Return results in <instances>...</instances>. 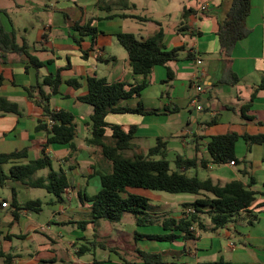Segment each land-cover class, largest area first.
Listing matches in <instances>:
<instances>
[{
	"label": "crops",
	"instance_id": "1",
	"mask_svg": "<svg viewBox=\"0 0 264 264\" xmlns=\"http://www.w3.org/2000/svg\"><path fill=\"white\" fill-rule=\"evenodd\" d=\"M126 1L134 6L122 8L117 0H0V9L5 11L0 14L4 28L13 29L18 43L25 39L30 54L42 62L35 67L23 54L7 52L2 56L0 53V96L17 103L19 108V114L0 111V153L24 149L25 155L13 163H25L42 155L46 133L35 130V125L38 119L44 118L43 111L34 101L36 92L33 99L28 98L24 88L36 85L45 76L57 74L61 82L57 92L49 94L48 106L73 115L75 149L68 144H56L54 149L52 144L44 152L52 162L56 160L64 165L60 167L71 178L66 197L72 202L76 194L78 202L73 206H59L53 212L56 215L40 228L28 215L29 210L18 211L17 218L13 219L14 207L5 206L9 208L7 213L0 209V250L7 254L6 259L0 257V264L56 262L58 250L74 260L70 264H264V142L248 144L243 138L245 134H264V88H258L264 72V0H248L244 18L247 34L234 42L229 55L220 52L217 30L232 0ZM202 4L206 5L205 10L200 9ZM86 25L96 28L94 35L75 30L76 26ZM157 31H161V44L166 49L182 48L177 60L153 66L146 76L133 73L127 52L116 34L129 32L138 39H146ZM197 59L201 62L197 63ZM93 75L109 82L147 81L139 97L121 100L119 105L133 107L140 99L145 108L155 109V113L109 112L105 116L107 123L119 124L123 129L135 125L131 145L123 150L126 156L146 153L160 138L166 142L171 167L176 155H196L206 164L188 169V175L200 174L199 178L210 177L220 183L240 180L253 190L254 201L215 229L208 208H203L198 213L201 227L191 226L193 238L180 236L173 241H159L135 236V231L165 233L161 218L177 217L191 209L183 204L193 202L200 195L182 196L179 200L164 194L155 199L148 197L150 212L157 221L137 226L132 216V223L127 220L123 224L125 230L110 235L108 243L100 240L103 247L91 249L100 254L98 258L93 254L91 260L84 261L85 253L77 256V247L90 242L94 235L90 222L84 228L78 224L90 220L89 203L79 198L78 191L87 193L89 188L92 193L87 194L96 192L100 174L111 167L100 148L85 141L90 135L92 107L77 97L86 93V77ZM192 77L203 88L196 95L200 109L191 103V97L195 96ZM71 79L79 85L66 83ZM43 90L48 93L49 86H43ZM110 132L106 128V143H112ZM227 132L239 135L234 148L236 162L213 164L206 150L209 136ZM4 165L8 169L10 163ZM47 171L40 169L34 177ZM10 181L15 183L11 193L14 189L19 201L28 200L20 197L19 187L23 189L26 184L6 180ZM129 190L141 194L138 188ZM5 200L9 203L10 198ZM81 214L89 217L80 219ZM52 222L73 224L78 230L65 236L51 230ZM89 229L90 236L86 233ZM37 233L45 236L38 238ZM26 239L31 243L26 244ZM81 239L85 241L80 243ZM138 250L159 253L161 262H145Z\"/></svg>",
	"mask_w": 264,
	"mask_h": 264
},
{
	"label": "trees",
	"instance_id": "2",
	"mask_svg": "<svg viewBox=\"0 0 264 264\" xmlns=\"http://www.w3.org/2000/svg\"><path fill=\"white\" fill-rule=\"evenodd\" d=\"M117 2L122 8L134 6L126 0H117ZM247 10L248 0H232L224 19L219 22L217 37L220 52L223 55H229L234 42L247 34L244 26ZM1 13L5 14V11L0 9ZM119 15L136 17L128 14ZM185 17L186 12L183 13V18ZM75 30L94 35L96 28L86 25L76 26ZM161 37V31H157L146 39H138L129 32L116 34L117 41L127 52L129 66L133 73L146 76L153 66L177 60L178 52L182 48L166 49L161 44ZM75 42L78 43V39L75 38ZM7 52L25 55L35 67L42 65L41 61L30 54L29 45L25 39L18 43L13 29L6 30L0 21V53L3 56ZM189 55L192 56L191 53ZM60 82L61 79L57 74L49 75L36 85L24 88L28 98L33 99L34 92H36L37 98L34 101L42 108L44 118L37 120L35 130L45 131L46 140L42 145V155L25 163H13L14 159L25 155L24 149L0 153V185H3L7 179H11L32 187L44 188L48 193L61 197L71 184V178L66 170L62 167L53 168L51 157L44 152V148L52 144H68L72 150L75 149L72 142L75 135L73 115L64 110H52L48 106L49 94L57 92ZM66 83L74 87L79 85L74 79L67 80ZM45 85L49 86L48 93L43 90ZM86 85V93L77 97L78 100L92 107L89 116L90 135L85 141L89 145L98 146L102 156L110 162L111 167L109 171L100 174V186L96 192L89 195L78 191L79 198L89 203L90 220L79 221L78 224L82 228L99 218L119 221L126 212L134 217L137 226L149 225L157 221L150 212L149 198L129 190L133 188L200 195L193 202L183 204L185 207H191L190 210L183 211L177 217L163 216L161 218L160 223L165 233L143 234L135 231V236L159 241H173L180 236L183 239L193 238L194 233L191 226L197 224L201 227L198 213L202 212L203 208H208L210 222L212 228L215 229L226 224L234 214L247 209L254 201L253 190L240 180L220 183L214 182L210 177L199 178L195 174L188 175L186 173L188 169L197 166L204 167L206 164L205 160L197 158L196 155L192 157L176 155L172 161L173 167H171V162L167 159L166 142L160 138H157L156 144L146 153H137L132 156L122 155L121 151L130 147L136 127L130 125L127 129H123L119 124L107 123L105 116L109 112L155 113V109L145 108L140 99L133 107L119 105L121 100L134 96L139 97L141 90L147 85L146 80L140 83L109 82L104 77L93 75L86 77ZM258 88H264V72ZM0 111L19 114L18 104L0 96ZM47 119L53 121L51 125L48 124ZM106 128L111 131L112 143L105 141ZM238 138L239 135L235 132L209 136L206 150L210 156V162L213 164L230 160L236 162L234 148ZM243 138L248 144L264 142V134H245ZM6 163H10L7 170L3 167ZM43 168H47V173L34 177L35 172ZM250 181L252 183V180ZM1 200L7 202L5 198ZM8 205L14 207L12 216L16 219L18 211L24 209L39 211L41 200L35 198L19 201L13 189ZM98 246L103 247L101 241L85 242L77 247L75 254L81 256ZM138 255L148 263L161 262L159 253L138 250ZM0 257L6 259L7 254L0 250Z\"/></svg>",
	"mask_w": 264,
	"mask_h": 264
},
{
	"label": "rangeland",
	"instance_id": "3",
	"mask_svg": "<svg viewBox=\"0 0 264 264\" xmlns=\"http://www.w3.org/2000/svg\"><path fill=\"white\" fill-rule=\"evenodd\" d=\"M53 148H57V145L54 144ZM122 155L126 156L125 152L122 150L121 151ZM54 160V159H53ZM95 163H98V165L102 166L99 163L98 159H95ZM52 166L53 168H58L60 166H64L62 164H59L56 160H54L52 162ZM104 166V165H103ZM5 170H7V167L4 165L3 166ZM66 167V165H65ZM42 171H47V168H43ZM70 176V175H69ZM197 176H201L200 174H197ZM15 183L12 181H10L9 183H7L6 181L4 182L3 185H0V200L7 197L10 198L11 196V186L14 185ZM20 197H23L24 199H35L38 198L41 200V208L39 211H34V210H29L28 211V215L30 216V218L36 222L38 224V228L44 226L54 215L53 214L54 211L58 210V207H68L69 205L73 206L75 204H78L77 202V196L76 194L74 195V199L72 200V202L68 201L67 197H66V192H64L61 197H58L56 195H53L51 193H48L44 188H40V187H32L29 185H25L22 188H20ZM140 189V193L146 197H150L152 199H155L157 197H159V195H163L164 196H170L176 199H182V196H191V194H185V193H168L165 191H157V190H147V189H142V188H138ZM87 193H92L89 188L86 189ZM158 194V195H157ZM2 201V200H1ZM50 201H53V203L51 204ZM1 207V205H0ZM3 207V206H2ZM2 210V212H9V208H0ZM68 213V211H63V214ZM90 215V214H89ZM78 217V216H75ZM89 217L88 215H84L81 214L80 215V219L82 218H87ZM133 219L132 215L128 212L124 213L122 219H120L119 221H109L106 219H96L93 223L90 222V228L92 229V232L94 233L93 236L90 237V242L93 241H100V240H104L105 242H110L111 239L109 238V236H113L116 235V233L120 234L118 230H125L126 228L123 227V224L125 223V221L127 220H131ZM130 223H132V221H130ZM50 228L53 231H59L61 232L63 235H70V233L78 230L76 225L73 224H57V223H50ZM104 231V232H103ZM86 233L90 236L91 230H87ZM38 238L40 237H44L45 235L42 233H37ZM119 239V237L117 238ZM15 242L17 243H21V240L19 239H14ZM85 240L81 239L79 240V242H84ZM24 242L27 244L28 242L31 243L30 241H28L27 239L24 240ZM79 243H77L78 245ZM63 245V244H62ZM71 248H73V246H70ZM99 252V251H96ZM57 256L61 257V259H59L57 257L56 262H49L46 264H70L72 262H74V260L72 258H70L69 255H65L64 252H60L59 250L56 252ZM96 255V258L99 257V253H93V250L90 253H85L82 258L84 261H89L91 260V256L92 255ZM76 264V263H73Z\"/></svg>",
	"mask_w": 264,
	"mask_h": 264
},
{
	"label": "built area",
	"instance_id": "4",
	"mask_svg": "<svg viewBox=\"0 0 264 264\" xmlns=\"http://www.w3.org/2000/svg\"><path fill=\"white\" fill-rule=\"evenodd\" d=\"M200 9H201V10H205V9H206V5H205V4H202V5L200 6ZM196 62H197V63H200L201 61H200V59H197ZM191 87H193V90L195 91V96L191 97V103H192V104H196V103H197L196 95H197L199 92H201V91L203 90V88H202V86L196 81V78H195V77H192V78H191ZM196 108H197V109H200L201 106L198 105V104H196ZM47 122H48L49 125H51L53 121H52L51 119H47ZM233 163H234V162H233L232 160L229 161V164H233ZM1 206H3V207L8 206V202H4V201H2V202H1ZM188 210H190V209H188Z\"/></svg>",
	"mask_w": 264,
	"mask_h": 264
}]
</instances>
